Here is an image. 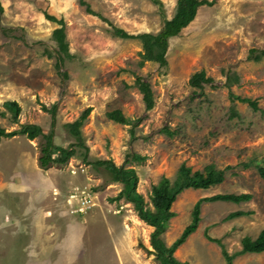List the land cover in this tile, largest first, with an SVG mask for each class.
<instances>
[{"label":"rangeland","instance_id":"obj_1","mask_svg":"<svg viewBox=\"0 0 264 264\" xmlns=\"http://www.w3.org/2000/svg\"><path fill=\"white\" fill-rule=\"evenodd\" d=\"M84 1L108 22L80 0H1L0 127L37 124L44 133L53 131V144L74 148L75 154L63 165L41 168V135L1 138L0 264H159L142 247L153 250V227L137 216L133 203L113 200L122 184L105 183L97 160L134 168L136 190L151 209L152 186L162 176L174 180L182 163L200 171L213 164L216 173L232 166L221 183L180 192L171 207L175 215L160 235L169 246L201 197L250 193L247 202H203L197 230L173 254L187 264H225L221 247L205 232L231 254L241 249L244 236L255 238L264 230V180L258 174L264 164V56H249L250 49L264 48V0H215L198 7L193 21L169 39L165 67L154 61L140 66L141 42L110 33L113 26L130 34L157 32V4ZM160 1L170 18L176 0ZM47 15L64 25L69 55L60 62L52 39L60 25ZM201 70L213 81L190 86L189 77ZM137 76L150 84V110L135 86ZM230 93L257 100L258 109L233 101ZM7 100L21 108L16 123ZM231 106L238 116L231 115ZM113 109L132 124L109 120L106 112ZM80 117L91 164L64 127ZM243 162L250 166L243 168ZM237 210L252 214L225 219ZM233 263L264 264V251L237 255Z\"/></svg>","mask_w":264,"mask_h":264},{"label":"trees","instance_id":"obj_2","mask_svg":"<svg viewBox=\"0 0 264 264\" xmlns=\"http://www.w3.org/2000/svg\"><path fill=\"white\" fill-rule=\"evenodd\" d=\"M152 1L159 6V14L162 17V25L157 32L130 34L120 27L113 26L110 33L115 37L124 39L135 38L141 42V51L139 52L141 58L139 61L140 66L145 61H154L158 63L159 66L165 67L168 63L166 54L169 46V39L178 35L181 29L193 21L198 7L202 5H213L215 0H176L174 13L170 18L165 16V13L162 10L163 3L160 0ZM80 3L86 5V9L89 13L108 22L103 16H101V14L90 10L88 4L84 0H80ZM2 11L3 6L0 0V20ZM46 18L57 22L60 25L52 31V39L57 44L59 52L58 61L60 62L63 55H69L68 42L65 39L64 25L61 20H57L54 16L47 15ZM255 51L258 53L252 56V53ZM249 52V56L254 59H259L261 56H264V48L260 50L252 48ZM211 81H213V79L207 76L204 70L194 72L188 79L189 85L196 88H202L204 83H210ZM135 86L138 88V91L142 96L145 108L147 110L152 109L155 101L150 84L137 76L135 79ZM230 97L233 101L238 100L239 102L248 103L253 109H258L257 100H252L248 97H239L232 93H230ZM4 105L11 112V121L15 123L18 122V115L21 109L18 102L15 100H7L4 102ZM230 109L232 116H238V113L233 106H231ZM90 110V107L86 108L85 114H89ZM50 111L53 113L54 109H50ZM106 117L109 120L121 124H132L133 121L127 118L120 109L107 111ZM83 118L80 117L71 122H67L64 124V127L67 132L75 138V144L84 149L85 153L83 154V160L87 162L86 155L88 149L80 130ZM17 134H24L28 139H34L40 135L43 137L44 141L40 145L38 156V164L41 168H47L54 164L63 165L75 154L74 148L70 147L66 149L53 144V131L50 130L49 132L44 133L41 127L37 124H21L19 129L11 131H6L4 128L0 127V140L1 138H9ZM132 158L142 160L144 157L139 154H133ZM87 163L91 164V162ZM94 164L96 167H103V170L107 175L104 179L105 183L119 182L122 184V189L113 200L117 201L124 198L126 201L133 203L137 216L147 225L153 227V231L150 233V244L153 250H148L144 246L142 247L146 249L149 254H154V259L159 264H187L186 262L179 261L173 254H175V250L185 242L187 237L196 231L200 221V206L203 202L228 201L240 203L247 202L252 198L250 193H218L199 198L193 205L190 222L183 228L181 234L169 246H167L161 239L160 235L166 230L169 219L175 215L171 207L177 195L185 189H207L221 183L224 180L225 171L231 169L232 166L227 165L223 170L216 173L213 164L206 165L203 171H200L193 170L190 166L182 163L177 170L174 180L171 181L168 177L162 176L157 184L152 186L150 202L153 205V209H151L148 207L144 197L136 190L138 176L134 168L117 166L111 160H97ZM240 164L243 168H248L250 166V163L248 162ZM258 174L264 180V164L263 166L258 167ZM249 214H252V211L237 210L228 214L225 219L246 216ZM205 237L221 247V253L225 264H233V259L237 255L247 252L260 253L264 251V230H261L255 238L244 236L241 239V249L231 254L225 249L219 239L210 237L206 232Z\"/></svg>","mask_w":264,"mask_h":264},{"label":"crops","instance_id":"obj_3","mask_svg":"<svg viewBox=\"0 0 264 264\" xmlns=\"http://www.w3.org/2000/svg\"><path fill=\"white\" fill-rule=\"evenodd\" d=\"M197 228H198V227H197ZM196 230H197V229H196ZM194 232H195V231H194ZM194 232H193V233H194ZM181 245H182V244H181ZM67 248H68L69 250H71L72 253H74L75 251H76V252L79 251V248H78V247H77L78 250H74V246H71L70 248H69V246H68ZM77 248H75V249H77ZM186 263H187V262H186ZM233 264H234V263H233Z\"/></svg>","mask_w":264,"mask_h":264}]
</instances>
